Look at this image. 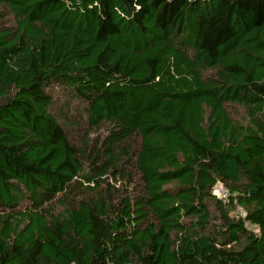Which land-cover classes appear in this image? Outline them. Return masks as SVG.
<instances>
[{
  "label": "trees",
  "instance_id": "trees-1",
  "mask_svg": "<svg viewBox=\"0 0 264 264\" xmlns=\"http://www.w3.org/2000/svg\"><path fill=\"white\" fill-rule=\"evenodd\" d=\"M0 264H264V0H0Z\"/></svg>",
  "mask_w": 264,
  "mask_h": 264
},
{
  "label": "built area",
  "instance_id": "built-area-1",
  "mask_svg": "<svg viewBox=\"0 0 264 264\" xmlns=\"http://www.w3.org/2000/svg\"><path fill=\"white\" fill-rule=\"evenodd\" d=\"M213 194L221 199H224L227 196V193L224 190L218 188L213 190Z\"/></svg>",
  "mask_w": 264,
  "mask_h": 264
},
{
  "label": "rangeland",
  "instance_id": "rangeland-1",
  "mask_svg": "<svg viewBox=\"0 0 264 264\" xmlns=\"http://www.w3.org/2000/svg\"><path fill=\"white\" fill-rule=\"evenodd\" d=\"M242 211H239L238 213H241Z\"/></svg>",
  "mask_w": 264,
  "mask_h": 264
}]
</instances>
